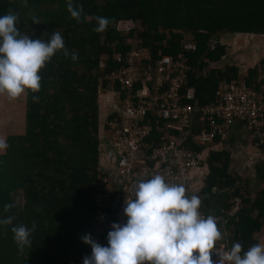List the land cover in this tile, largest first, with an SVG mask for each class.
<instances>
[{"label":"trees","instance_id":"obj_1","mask_svg":"<svg viewBox=\"0 0 264 264\" xmlns=\"http://www.w3.org/2000/svg\"><path fill=\"white\" fill-rule=\"evenodd\" d=\"M72 2L83 5L80 22L70 18L66 0H27V7L24 0H0V16L9 11L18 14L16 26L21 35L47 42L59 32L70 53L65 57L63 51H58L41 70L40 91L25 95L24 135L7 138V150L0 156V220L15 217L11 225L0 224V264H65L86 254L88 245L82 237L90 234L94 211L89 185L97 174L99 129L106 132L103 123L98 125L97 88H105L103 76L116 67L113 54L128 50L125 38L136 42L129 40L130 46L149 50L151 57L159 53L177 55L184 41L194 42L195 50L186 55L190 66L188 86L195 90L197 107L213 103L221 82L240 78V68L234 64L215 67L226 56L227 45L210 46L213 39L241 34L245 39L264 41V0ZM94 16L109 18L106 31H93ZM120 20L137 22L141 30L122 36L114 29ZM72 53L78 55L75 62ZM254 65L247 69L244 79L249 88L254 85ZM34 95L38 101L33 100ZM113 99L117 101L119 96ZM200 120L195 116L186 143L196 152L203 149L193 145L191 137L206 128ZM260 133L264 135V129ZM156 135L153 133L152 140ZM205 165L208 174L201 192L204 205L211 189H224L232 182L227 154L211 153ZM255 169L260 171L264 166ZM246 188L245 180L238 184L227 210L236 196L241 198V210L245 207ZM20 195L21 207L16 202ZM5 204L13 207L5 212ZM251 204L253 217L240 216L239 212L233 220L232 231L238 237L232 244H242V255L256 244L254 235L261 227L264 233V187ZM18 225L31 231L32 243L23 251L11 232Z\"/></svg>","mask_w":264,"mask_h":264},{"label":"built area","instance_id":"obj_2","mask_svg":"<svg viewBox=\"0 0 264 264\" xmlns=\"http://www.w3.org/2000/svg\"><path fill=\"white\" fill-rule=\"evenodd\" d=\"M114 29L126 36L134 31V25L130 20H120ZM222 37L213 39L210 46L221 43ZM123 43L129 45L128 50L113 54L116 67L103 76L106 84L102 90H109L110 105L115 108L109 115L113 117L103 125L114 150L116 176L97 171L92 186L90 236L102 246H107L113 223H126L124 202L134 199L137 182L160 174L168 183L185 185L190 173L205 163L209 148L223 144L237 123L243 124L253 138L247 168L253 171L264 166V135L260 133L264 129V62L255 63L251 88L240 75L220 83L212 104L197 107L195 90L188 86L186 55L195 50L194 42L184 41L177 55L159 53L155 57L147 49L130 46L128 38ZM114 96L119 99L112 100ZM195 116L206 127L191 137V143L203 149L198 152L186 146ZM153 133L158 134L155 141ZM241 203L240 197H234L223 213L233 221ZM230 248L225 242L216 245L219 253ZM90 255L88 245L85 255L65 264H83V258ZM211 259L216 264L219 257L213 253Z\"/></svg>","mask_w":264,"mask_h":264},{"label":"clouds","instance_id":"obj_3","mask_svg":"<svg viewBox=\"0 0 264 264\" xmlns=\"http://www.w3.org/2000/svg\"><path fill=\"white\" fill-rule=\"evenodd\" d=\"M24 6L27 7V0ZM66 9L71 19L80 22L83 5L66 0ZM18 18L11 11L0 16V95L10 99L38 93L39 73L45 65L58 51H63L65 57L70 55L59 32H54L47 42L32 39L20 34ZM92 19L96 21L93 31L97 33L106 31L110 24L107 17ZM33 22L39 24L35 18ZM71 59L75 62L78 55L72 53ZM33 100L38 101V97L34 95ZM7 147L6 138L0 137V153ZM124 203L126 223L111 225L107 246L95 242L90 234L82 237L83 243L91 247V255L83 258V264H213V253L219 257L216 264H264V244L252 245L242 255L243 246L236 242L230 250L219 253L216 245L223 235L217 218L203 216L198 196L189 197L182 184L168 183L160 174L137 182L134 199L126 198ZM12 207L5 204L4 211ZM14 219L9 216L0 224L11 225ZM11 232L20 251L32 243L26 226H13Z\"/></svg>","mask_w":264,"mask_h":264},{"label":"crops","instance_id":"obj_4","mask_svg":"<svg viewBox=\"0 0 264 264\" xmlns=\"http://www.w3.org/2000/svg\"><path fill=\"white\" fill-rule=\"evenodd\" d=\"M228 37L229 45H227V47L235 44L238 40L243 42V44L239 45L236 49L237 54L234 57V65L239 67L240 74L246 77L247 69L251 68L254 62L264 59V41L262 43L263 45H258L256 40H251L250 38L245 39V36H242L241 34H237L236 36L230 35ZM249 46L251 48L250 51H248ZM228 50L229 49L227 48V51ZM102 89L103 87L97 88L99 93L97 96L99 126L103 123V119L112 113H115V108H112L110 105L111 94L109 93V90L103 91ZM24 131L25 96H21L17 99H10L7 96L0 95V137H5L6 139L10 137H21L24 135ZM252 140L253 138L251 134L245 130L244 125L237 123L230 130L226 141L223 144L210 147L206 156L207 160L211 153H225L229 159L227 170L232 179L231 185L224 189H211L206 198V206L204 203H201L200 207V212L204 213L205 217L212 215L217 218L218 227L223 235V239L217 243L225 242L229 247L233 245L232 241L234 238L238 237L234 234L235 232L232 231V228L234 229L233 221L223 213L230 203L232 192L241 181L245 180L247 182L245 195L248 199V203L242 208L239 215L253 217L251 203L253 202L257 191L264 187V181L262 180L264 169H261L260 171L254 169L251 171L246 165V159L251 150ZM4 154L5 151L0 153V156H3ZM96 171L101 172L105 176H116L114 150L110 144L107 133L101 128L99 129L98 143L96 147ZM207 174L208 169L205 163L200 168L193 170L189 175L187 183L183 185L186 188V195L189 197L196 195L202 202L203 196L201 192L204 188V181ZM93 182L89 185L90 193L92 191ZM91 202L93 206L92 196ZM262 229L263 228L261 227L254 235L256 237V244H264V233Z\"/></svg>","mask_w":264,"mask_h":264},{"label":"rangeland","instance_id":"obj_5","mask_svg":"<svg viewBox=\"0 0 264 264\" xmlns=\"http://www.w3.org/2000/svg\"><path fill=\"white\" fill-rule=\"evenodd\" d=\"M133 25H134V31L131 33L132 35H135L136 33H138V31L141 30L139 24L137 22H133ZM228 39L229 37H226V36H223L220 41L223 45H229L228 44ZM130 40V39H129ZM131 42L133 43H136L134 40H130ZM240 40H238V42H235V44H232L231 46H228L227 48L229 49L226 53V56H224L217 64H215V67L216 68H219V67H223L225 65H233L235 63V60H234V57L235 55L237 54V47H239V45L243 44L242 42L240 43L239 42ZM258 45H263V40L262 39H259L257 41ZM250 46H249V50L250 51ZM257 62V61H256ZM255 63V62H254ZM241 75V74H240ZM242 76V75H241ZM16 202L18 203V205L21 207L22 206V197L21 195L18 197V199H16Z\"/></svg>","mask_w":264,"mask_h":264}]
</instances>
